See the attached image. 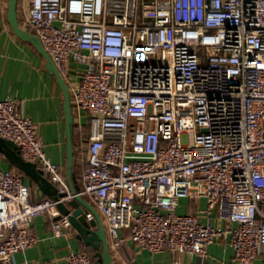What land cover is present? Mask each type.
<instances>
[{"label":"built area","instance_id":"1","mask_svg":"<svg viewBox=\"0 0 264 264\" xmlns=\"http://www.w3.org/2000/svg\"><path fill=\"white\" fill-rule=\"evenodd\" d=\"M22 3L68 82L81 127L78 193L104 217L111 251L129 238L151 252L205 255L228 239L236 261L252 263L264 245V0ZM70 62L82 66L74 77ZM0 136L68 190L33 200L20 172L0 168V264H13L38 242L39 215L53 219L54 236L71 233L67 215L54 217L74 194L15 97H0ZM198 196L203 209L178 211ZM66 258L95 264L83 248Z\"/></svg>","mask_w":264,"mask_h":264},{"label":"crops","instance_id":"2","mask_svg":"<svg viewBox=\"0 0 264 264\" xmlns=\"http://www.w3.org/2000/svg\"><path fill=\"white\" fill-rule=\"evenodd\" d=\"M23 8H27V4L19 0L17 4L19 21L25 28L26 26L30 27L22 18ZM7 13L8 0H0V97L11 96L19 100L21 113L32 117L47 156L60 165L61 173L68 183V141L63 90L59 86L55 74L47 68L46 58L35 45L30 41L22 40L15 34L8 21ZM30 29L32 28L30 27ZM68 66L70 77H74L76 69L82 67L74 62H70ZM73 115L77 125L74 127L73 132L75 157L72 172L75 174L76 183L82 188L79 160L81 127L78 115L74 110ZM82 121H85L84 117ZM82 129L86 131L87 126ZM37 166L42 168L38 164ZM0 168L20 172L24 181L31 188V198L33 200L51 197L3 151H0ZM43 171L44 175L50 179L47 172ZM83 197L95 207L93 201L87 195L84 194ZM66 202L71 209L83 207V213L87 218L88 214L92 213L76 199L72 198ZM205 203V198L201 196L184 197L180 200L178 211L181 213L196 212L203 209ZM100 216L106 229L105 219L101 214ZM56 218L58 216L54 217V219ZM52 221L53 219L47 214L36 217L31 230L39 237V240L35 245L15 253L13 264H67L66 256L71 249H89V246H86L83 240L78 237L75 228L68 236H54L51 231ZM97 228L98 224L91 225V229L95 230ZM120 232L128 235V231L125 229ZM112 255L113 264H241L234 258V250L228 239L210 243L206 254L201 255L199 253L190 254L168 250L151 252L140 248L135 242L127 238L118 251H112ZM250 264H264V245L259 247L256 258Z\"/></svg>","mask_w":264,"mask_h":264},{"label":"water","instance_id":"3","mask_svg":"<svg viewBox=\"0 0 264 264\" xmlns=\"http://www.w3.org/2000/svg\"><path fill=\"white\" fill-rule=\"evenodd\" d=\"M18 0H8V21L17 36L22 40L30 41L35 45L38 51L46 58L47 68L55 74L59 86L64 94V111L66 118V135L68 141V183L69 191L74 194L73 199L78 200L84 207L89 209L93 217L88 219L83 213V207L71 209L66 201H59L57 207L60 211L58 218L62 215H67L72 222V225L77 230L78 237H80L86 245L96 249L98 260L101 264H113V255L108 240L105 226L101 220L99 211L86 200L82 194H79V184L76 183L75 174L72 172L74 162V140L73 132L77 123L74 121L73 108L71 102V94L69 86L65 81L63 75L58 69L57 65L43 47L42 42L36 33L30 32L21 25L17 12ZM0 151H3L8 157L22 170L29 174L43 190L50 194L51 198L58 200L62 196L68 194V190L59 191L55 183H53L47 176L44 175L42 168L37 166V163L25 160L21 154L18 145L11 139L0 136ZM98 224V228L93 230L91 225Z\"/></svg>","mask_w":264,"mask_h":264},{"label":"trees","instance_id":"4","mask_svg":"<svg viewBox=\"0 0 264 264\" xmlns=\"http://www.w3.org/2000/svg\"><path fill=\"white\" fill-rule=\"evenodd\" d=\"M18 3H19V0H18ZM26 28L31 31V32H34L33 29H30V27L26 26ZM86 245V244H85ZM86 246H89V245H86ZM84 249V248H83ZM88 252H90V254L92 255L94 261H95V264H101V262L98 260V255L96 254V249L92 248L91 246H89V249H86Z\"/></svg>","mask_w":264,"mask_h":264}]
</instances>
